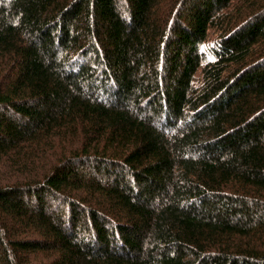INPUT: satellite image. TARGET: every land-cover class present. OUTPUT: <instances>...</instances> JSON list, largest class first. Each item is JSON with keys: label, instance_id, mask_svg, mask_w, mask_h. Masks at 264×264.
<instances>
[{"label": "trees", "instance_id": "16d2710c", "mask_svg": "<svg viewBox=\"0 0 264 264\" xmlns=\"http://www.w3.org/2000/svg\"><path fill=\"white\" fill-rule=\"evenodd\" d=\"M0 264H264V0H0Z\"/></svg>", "mask_w": 264, "mask_h": 264}]
</instances>
